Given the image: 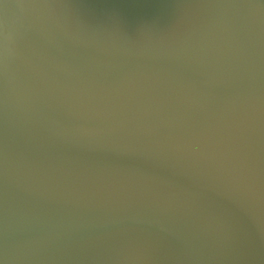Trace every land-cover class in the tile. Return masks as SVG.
I'll return each instance as SVG.
<instances>
[{
	"label": "clouds",
	"instance_id": "clouds-1",
	"mask_svg": "<svg viewBox=\"0 0 264 264\" xmlns=\"http://www.w3.org/2000/svg\"><path fill=\"white\" fill-rule=\"evenodd\" d=\"M174 7L0 0V264H264V0ZM121 140L168 178L70 155Z\"/></svg>",
	"mask_w": 264,
	"mask_h": 264
},
{
	"label": "water",
	"instance_id": "water-1",
	"mask_svg": "<svg viewBox=\"0 0 264 264\" xmlns=\"http://www.w3.org/2000/svg\"><path fill=\"white\" fill-rule=\"evenodd\" d=\"M75 3L87 2V0H72ZM120 6L128 10H137L140 8H155L162 0H102ZM166 5L164 14L160 16L156 25L157 29L166 30L175 21L176 9L174 7L177 3L182 4H195V3H208L215 2V0H163ZM199 13L201 10H193ZM152 16L145 17L147 22H151ZM195 17H193L194 19ZM102 19L101 17L95 18L93 22ZM137 25L130 22L126 26V31L130 36L136 35ZM144 145L141 142L132 140H121L115 143L109 144L106 149L97 150L94 152L85 153H70L75 159L80 162H84L90 165L98 166H113L121 169H127L137 174L144 173L149 176L168 178V165L174 163V160L167 159L158 162L159 166L154 165L150 160L143 158L137 154V150L142 149ZM177 183L182 187L189 186V180L185 178H176ZM233 196L237 200L241 199L238 193L225 191L222 197H213L212 206L217 210H223L224 213L230 216L234 221H238L241 224L247 226V219L244 216L243 210L236 203H233L228 197Z\"/></svg>",
	"mask_w": 264,
	"mask_h": 264
}]
</instances>
